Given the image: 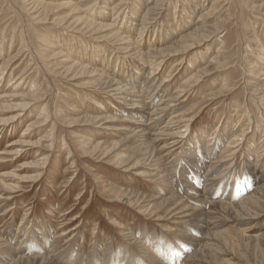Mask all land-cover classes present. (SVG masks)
<instances>
[{"label":"rangeland","instance_id":"374dc122","mask_svg":"<svg viewBox=\"0 0 264 264\" xmlns=\"http://www.w3.org/2000/svg\"><path fill=\"white\" fill-rule=\"evenodd\" d=\"M32 1L0 0V264L36 245L54 264H149L168 244L182 263L188 185L217 234L187 262L264 264V0H37L40 21ZM77 17L95 33L63 27Z\"/></svg>","mask_w":264,"mask_h":264},{"label":"bare ground","instance_id":"6f19581e","mask_svg":"<svg viewBox=\"0 0 264 264\" xmlns=\"http://www.w3.org/2000/svg\"><path fill=\"white\" fill-rule=\"evenodd\" d=\"M25 1H31V0H25ZM44 2V1H43ZM42 1L40 2V1H37V0H33L30 4H32V5H30V6H33V7H31V8H29V10H31L32 12L31 13H33V16H34V18H38L39 19V21H40V16H39V13L38 14H36V11H34L35 9H36V7H38V6H41V7H44V8H47V7H49V6H52V5H49V4H45V3H43ZM264 2V1H263ZM49 3V2H48ZM53 4V3H52ZM67 4H68V6H70L71 8L72 7H74L73 9L74 10H77L76 9V7H75V5L74 4H72V3H69V1L66 3V4H61V6H63V5H66L67 6ZM29 5V4H28ZM115 7V6H114ZM55 8V7H54ZM256 9H254V10H256L257 12H259V13H264V4H261V5H259V6H256L255 7ZM34 9V10H33ZM50 9H51V7H50ZM114 9V8H113ZM149 9V8H148ZM79 10V9H78ZM38 11V10H37ZM152 12V11H151ZM36 14V15H35ZM67 18V17H66ZM43 20V19H42ZM64 21H65V19H64ZM63 21V22H64ZM64 26V28L65 29H69V28H73V30L74 29H78L77 30V32L79 31L80 33H83L84 35L85 34H88V33H91V32H93V33H95V30H93V27H94V25L92 24V21L91 20H88L87 18H79V17H77V18H75V19H70V20H68V21H66L64 24H63ZM98 26H104V27H110L111 25H103L102 23H99V24H97ZM96 27V26H95ZM198 27V26H197ZM99 30V29H98ZM75 31V30H74ZM73 32V31H72ZM83 34H81V35H83ZM112 36L113 37H118V40H119V42H121V45L119 46L120 48H123L124 50H126V51H128L129 53H131L132 51H134L135 53L136 52H139V51H137L138 49H134V47H131V45L132 44H130V46H129V40H127L126 42H125V38L124 37H121L120 36V34H119V32H115V33H113L112 34ZM45 42H47V39H46V41ZM126 45V46H125ZM125 46V47H124ZM134 46V45H133ZM58 69H60V70H58V75H64L65 73V75H68V73H69V71H70V69H72V67L71 68H69V69H66V66H63V67H61V68H58ZM100 86H101V88H103V89H105V90H107L106 92H108V91H118V93H120V92H122V90H121V87H120V85H115V84H112V83H107V82H103V83H101L100 84ZM114 87V88H113ZM109 89H112V90H109ZM127 99V98H126ZM134 101H132L131 100V103H133ZM153 103V102H152ZM136 104H137V102H136ZM154 105V104H153ZM142 106H144L143 104H142ZM142 106H140V108H142ZM128 107V106H127ZM137 107V106H136ZM148 107V106H147ZM146 107V108H147ZM151 107H153L152 105H151ZM150 107V108H151ZM130 109H132V108H130ZM129 110V109H128ZM145 109L144 108H142V109H140L139 110V112H140V114H142L143 116H147V113H146V110L144 111ZM134 111V110H133ZM138 111V110H137ZM136 111V112H137ZM135 112V111H134ZM135 112V113H136ZM133 114V113H132ZM154 114V113H153ZM158 114V113H157ZM134 115V114H133ZM150 115V114H149ZM155 115V114H154ZM151 116V115H150ZM153 116V115H152ZM156 116V115H155ZM154 117V116H153ZM152 119V118H151ZM136 120V119H135ZM153 121V120H152ZM173 121V120H172ZM140 122V121H139ZM142 122V121H141ZM150 122V121H149ZM151 126H152V123L150 124ZM138 126V130H136V132H135V134L137 135L136 137H138L139 139H142V141L143 142H146L147 140H148V136H151L150 135V133H149V129H147V125H144V124H141V125H137ZM148 127H150V126H148ZM153 127H154V125H153ZM153 127H151V128H153ZM152 130V129H151ZM150 130V131H151ZM164 130V129H163ZM154 132V131H153ZM151 134H153L152 132H151ZM155 134V133H154ZM165 134V133H164ZM154 136V135H153ZM156 136V135H155ZM157 137V136H156ZM150 138V137H149ZM138 139V140H139ZM140 141V140H139ZM142 141H140V142H142ZM152 142V141H151ZM150 142V143H151ZM143 145V144H142ZM141 145V146H142ZM4 154V153H3ZM191 154V153H190ZM153 156H152V160H153V162H154V164H151V166H152V173L153 172H156L157 174H159V168H156L155 167V165H157V160H156V158H155V153H153L152 154ZM193 158V157H192ZM155 167V168H154ZM252 167V166H251ZM256 168V167H255ZM155 170V171H154ZM158 170V171H157ZM253 170V169H252ZM256 170V169H255ZM251 171V170H250ZM212 172V171H211ZM251 172H253V171H251ZM162 173V172H161ZM254 173V172H253ZM208 174H210V173H208ZM207 174V175H208ZM257 175V174H256ZM262 175V174H261ZM155 176V175H154ZM153 177V176H152ZM208 177V176H207ZM211 177V176H210ZM225 177V176H224ZM230 177V176H229ZM196 178V177H195ZM209 178V177H208ZM214 178H216V177H214ZM201 179V178H200ZM218 179V178H217ZM224 179H226V178H224ZM210 180V179H209ZM215 180V179H214ZM213 180V181H214ZM229 180V179H228ZM227 180V181H228ZM223 181V180H222ZM226 181V180H225ZM261 180H260V176L258 175L257 176V179H256V182L258 183V184H260L261 185V182H260ZM188 182V181H187ZM207 183V182H206ZM210 183V182H209ZM213 183V182H212ZM211 183V184H212ZM226 183V182H225ZM216 184V183H215ZM227 184V183H226ZM263 184V183H262ZM185 185V184H184ZM259 185V186H260ZM189 186V185H188ZM187 186V189H188V191L189 192H192V193H195V195L196 194H201L200 196H202V203H201V205H202V207H198V208H195V207H191V206H187V207H183V208H181V209H183V211H182V213H180L181 214V219L183 220L182 222L184 223H186L187 221L189 222V221H191V220H193L192 219V217H195V216H198V217H200V220H198L197 222H201L202 223V225L200 224V222H199V225H197V224H195V225H193V226H191L190 228H188L187 227V229L188 230H199L201 233H198V236H195L194 234H191V233H188V230L186 231V232H184V233H181L180 235H181V237H183V239H187V243H189V248H185L187 251H191V254H188V257H187V259L186 260H184L182 263H178V258L179 257H177V258H175V257H171V256H176L177 255V253H176V250H175V248L172 246V244H168V246L166 247L168 250H166V251H162V250H159V254H158V256L159 257H156L157 259L155 260V263H157V264H190V263H188L187 262V260L188 259H193V260H198V259H203L204 257H206L208 254H209V252H210V246L212 245V244H210L211 242H213V240L215 239V236H216V234H212L211 233V231H209V230H205V225H206V223H207V221H206V217L205 216H208V215H210V213H208L207 212V210H206V207L204 206L205 204H206V201L208 200V199H210V196H208V194L205 192V190H203V191H199V189H197L196 187H194L193 188V185L192 186H189L188 187ZM208 190V189H207ZM184 192V191H183ZM191 195V194H190ZM210 195V194H209ZM192 196H193V194H192ZM191 196V197H192ZM199 196V195H198ZM194 197V196H193ZM209 197V198H208ZM188 198V197H187ZM206 198H208V199H206ZM191 199V198H190ZM194 199V198H193ZM189 200V199H188ZM187 200V201H188ZM195 200V199H194ZM199 200H201V199H199ZM197 201H198V199H197ZM179 202V201H178ZM179 203H183V201L182 202H179ZM190 203V202H189ZM183 204H185V203H183ZM187 205V204H186ZM211 210H209V212H210ZM194 212V213H193ZM212 215V214H211ZM209 217V216H208ZM209 218H213L212 216H210ZM209 218H208V220H209ZM197 220V219H196ZM211 221H212V219H211ZM210 221V222H211ZM193 222V221H192ZM195 222V221H194ZM210 222H209V224H210ZM193 224V223H192ZM213 224V223H212ZM211 225V224H210ZM214 227V226H213ZM215 227H216V225H215ZM215 227H214V229H215ZM210 228H211V226H210ZM213 228L211 229V230H214ZM207 232V233H203V232ZM196 232V231H195ZM35 233H33V237H34V240H35V245H36V238H37V235L35 236L34 235ZM219 235V234H218ZM46 238H47V236H45ZM137 238V237H136ZM20 239V238H19ZM30 240V239H29ZM134 240V239H133ZM13 241H15V240H13ZM40 240H38V242H39ZM42 241V240H41ZM43 242H45V240L43 241ZM42 242V243H43ZM138 242V241H137ZM55 243V242H54ZM136 243V242H135ZM44 244H46V243H43V245ZM61 245V244H60ZM188 245V244H187ZM186 245V246H187ZM19 246H20V244H19ZM185 246V247H186ZM36 248H37V245H36ZM36 248L34 247V246H30V248H29V257H22V252L20 251V249L18 248V249H16L15 250V252L12 250V252H13V255H14V258H13V260L10 262V263H8V264H54L53 263V261H51L49 258H45V257H39V255L40 254H38V253H36L37 255L36 256H31L32 255V253L36 250ZM8 250V249H7ZM40 252L41 251H43L42 250V248L39 250ZM128 251V250H127ZM11 252V253H12ZM24 252V251H23ZM27 252V251H26ZM125 252V251H124ZM126 253H128V252H126ZM188 252H186V251H184V255L185 254H187ZM212 255V254H211ZM8 256V255H7ZM48 256V255H47ZM51 257V256H50ZM63 257H65L64 255H63ZM210 257V256H209ZM155 258V257H154ZM61 259V258H60ZM59 259V260H60ZM118 259H119V261L121 262V263H119L118 262ZM56 260V259H55ZM101 260L103 261V263L102 264H136V263H134L132 260H130L129 259V257H128V255L127 256H125L124 254H121L120 252H112L111 253V255H109L106 259H104V258H102V256L100 257H95L94 259H93V262H94V264H101ZM207 260V259H206ZM8 261H9V259H8ZM7 261V262H8ZM149 262V261H148ZM147 263V262H146ZM152 264H155L154 263V261L153 262H151ZM151 263H149V264H151ZM195 263V262H194ZM56 264V263H55ZM63 264V263H62ZM64 264H71L70 262H68L67 260L66 261H64Z\"/></svg>","mask_w":264,"mask_h":264}]
</instances>
